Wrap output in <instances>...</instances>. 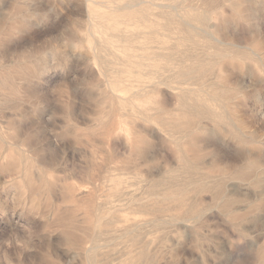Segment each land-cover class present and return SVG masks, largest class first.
Returning <instances> with one entry per match:
<instances>
[{"label":"rangeland","instance_id":"obj_1","mask_svg":"<svg viewBox=\"0 0 264 264\" xmlns=\"http://www.w3.org/2000/svg\"><path fill=\"white\" fill-rule=\"evenodd\" d=\"M0 264H264V0H0Z\"/></svg>","mask_w":264,"mask_h":264},{"label":"bare ground","instance_id":"obj_2","mask_svg":"<svg viewBox=\"0 0 264 264\" xmlns=\"http://www.w3.org/2000/svg\"><path fill=\"white\" fill-rule=\"evenodd\" d=\"M97 220V219H96ZM107 223V222H106Z\"/></svg>","mask_w":264,"mask_h":264}]
</instances>
